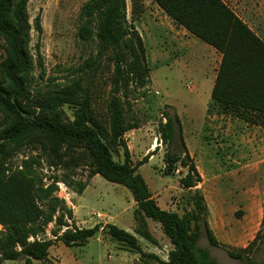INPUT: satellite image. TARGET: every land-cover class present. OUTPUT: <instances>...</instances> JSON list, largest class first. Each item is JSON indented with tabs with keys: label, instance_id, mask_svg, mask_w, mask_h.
Here are the masks:
<instances>
[{
	"label": "trees",
	"instance_id": "obj_1",
	"mask_svg": "<svg viewBox=\"0 0 264 264\" xmlns=\"http://www.w3.org/2000/svg\"><path fill=\"white\" fill-rule=\"evenodd\" d=\"M131 1V20L144 6ZM177 24L222 53V61L207 110L229 113L264 128V41L260 39L222 0H155ZM28 0H0V38L4 41L0 59V264L22 258L25 264L45 260L55 241L65 246L84 245L95 236L99 225L67 228L54 239L35 236L52 220L59 205L52 195L53 186L43 187L30 163L24 170L7 172L5 162L23 145L38 144L49 165L65 169L87 170V179L100 175L125 186L135 202L134 232L114 224H105L108 235L124 249L139 254L135 264H219L207 247L199 245L202 231L212 247H222L230 258L242 264H264V207L259 229L242 248L219 242L208 222L203 196L195 192L193 208L184 215L161 208L152 197L147 183L137 171L152 153L132 163L124 134L137 127L126 121L125 97L133 83L144 85L149 69L143 40L126 16V0H86L80 7L81 41H97L98 52L105 55L111 73L105 115L94 108L90 82L76 80L56 90L33 94L29 88L33 61L28 44L30 23ZM72 111L65 116L63 107ZM178 116L167 115L159 124L161 144H170ZM181 136V135H180ZM184 156L166 151L165 173L176 170L177 163L187 166L179 180L183 189H191L201 176L181 139ZM158 146L155 147V149ZM154 149V150H155ZM122 152V161L114 152ZM86 183L79 184L82 192ZM40 202L45 203L44 210ZM61 208V206H60ZM63 209V208H62ZM71 216V212L67 210ZM159 225L170 249L166 260L144 251L136 237L157 246L148 222ZM58 224H64L62 215ZM30 236L34 239L30 240ZM263 257V258H262Z\"/></svg>",
	"mask_w": 264,
	"mask_h": 264
},
{
	"label": "rangeland",
	"instance_id": "obj_2",
	"mask_svg": "<svg viewBox=\"0 0 264 264\" xmlns=\"http://www.w3.org/2000/svg\"><path fill=\"white\" fill-rule=\"evenodd\" d=\"M85 1L28 0L31 27L28 51L33 61L29 88L37 94L59 89L72 81L87 80L94 94V108L100 116H104L111 67L105 55L98 52L96 38L81 41L77 36L81 24L79 10ZM138 1L144 6L143 11L131 20V1L126 0V16L136 30L135 23L155 0ZM149 18L151 21L162 20L160 13L150 9L138 24L148 25L145 23ZM149 27L148 33L154 37L158 38L159 32H163L162 28ZM163 40L160 42L162 46ZM3 44L0 38V59L4 55ZM146 64L149 69L147 82L142 86L133 83L124 103L126 121L137 124L136 128L124 134L132 163L152 153L137 171L161 208L176 211L181 216L187 214L193 208L192 196L198 192L207 205V222L216 239L232 248L246 246L259 229L263 214L264 128L237 126L226 135L224 127L215 125L213 121V115L219 113L216 107L215 110H207L208 103L204 112L203 105L194 103L184 87L176 86L178 80L168 75L167 66L150 71L147 58ZM63 110L65 116L71 119L72 111L66 106ZM168 114L178 116L181 133L176 127L173 141L161 144L159 124L166 121ZM203 115L208 118L205 125L202 124ZM181 139L201 176V181L191 189H183L179 182L187 172V166L177 163L175 171L165 173L163 157L166 151L184 156ZM113 157L122 161V152H114ZM26 162L31 164L43 187L53 186L52 195L57 197L61 206L56 208L52 220L36 234L37 239H54L67 228L99 225L98 232L84 245L67 247L61 241H55L47 258L36 260L34 264H135L139 260V254L125 250L104 227L105 224H114L134 232L135 202L125 186L107 181L100 175L87 179L84 168L72 170L51 166L38 144L21 146L6 159L4 166L7 172H14L24 170ZM82 183H86L85 188L78 192L77 187ZM40 204L46 210L45 203ZM60 215L64 224L57 222ZM148 224L158 245L136 235L139 245L144 251L153 252L166 260L170 245L158 224L152 221ZM199 245L207 247L219 264H242L230 258L224 248L210 246L204 231ZM1 264L25 263L19 258L5 260Z\"/></svg>",
	"mask_w": 264,
	"mask_h": 264
},
{
	"label": "crops",
	"instance_id": "obj_3",
	"mask_svg": "<svg viewBox=\"0 0 264 264\" xmlns=\"http://www.w3.org/2000/svg\"><path fill=\"white\" fill-rule=\"evenodd\" d=\"M222 1L264 41V0ZM150 9L160 13L162 20L152 19L151 21L149 18L145 24L150 27L143 25L144 23L139 22L138 24V21H141ZM142 18L135 23V26L137 25L136 28L144 42L150 71L160 66H167L168 75L173 80H178L176 86L184 87L192 96L194 103L203 105L205 112L222 61V53L190 33L182 25L177 24L155 1L145 8ZM148 27L162 28L163 32H159L160 36L157 38L148 33ZM162 39H164V46L160 43ZM218 107L216 105V108ZM205 115H203L202 122L204 125L208 121ZM213 119L215 125L224 127L226 135L237 126L261 128L260 125L248 123L229 113H215ZM0 229H2L1 225ZM34 261L36 260H32L31 264H34Z\"/></svg>",
	"mask_w": 264,
	"mask_h": 264
}]
</instances>
